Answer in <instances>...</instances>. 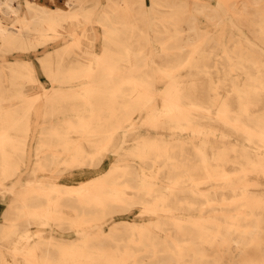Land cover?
Returning a JSON list of instances; mask_svg holds the SVG:
<instances>
[{
  "label": "bare ground",
  "instance_id": "1",
  "mask_svg": "<svg viewBox=\"0 0 264 264\" xmlns=\"http://www.w3.org/2000/svg\"><path fill=\"white\" fill-rule=\"evenodd\" d=\"M12 52L0 264H264V0H0Z\"/></svg>",
  "mask_w": 264,
  "mask_h": 264
},
{
  "label": "rangeland",
  "instance_id": "2",
  "mask_svg": "<svg viewBox=\"0 0 264 264\" xmlns=\"http://www.w3.org/2000/svg\"><path fill=\"white\" fill-rule=\"evenodd\" d=\"M46 5L50 6V7H56V6H64L65 5V0H42ZM104 3L107 2L108 0H102ZM149 1V0H148ZM214 1H217V0H214ZM91 4V3H90ZM103 8V5L100 4L98 7H97V11H100L101 9ZM9 21V20H7ZM98 27V26H97ZM99 28V27H98ZM237 32H244L245 34H249L248 30L246 28H241V29H238L236 30ZM252 37V36H250ZM72 39L71 36L69 35H66L58 40H54L50 43H48L47 45L45 46H40L38 48V50L35 52L33 51L32 52V57H33V60L35 61V63L37 64V66L40 68L39 64V56L44 54L45 51L47 50H53L55 48H59L61 47L62 45L68 43L70 40ZM253 39V37H252ZM100 48V44H98V49ZM24 55L20 54V53H7V54H0V62H3V63H8L6 60L7 59H13V58H17V57H23ZM40 74H41V80L42 82L45 84V85H49L50 84V81L49 79L47 78V76L45 74H43V72L40 70ZM4 209V204L1 202L0 203V221L2 220V211ZM138 209L134 208L131 212H128L127 214H123V215H117L116 218H128V219H132V220H140V221H147L148 220V217L147 216H142L139 214V212H137ZM110 222L111 220L109 221V223L107 222L105 224V226L103 227V230L104 231H109V227H110ZM62 235L65 236V238H75L77 237V234H80V233H77L74 232V231H70V230H67V231H60Z\"/></svg>",
  "mask_w": 264,
  "mask_h": 264
}]
</instances>
